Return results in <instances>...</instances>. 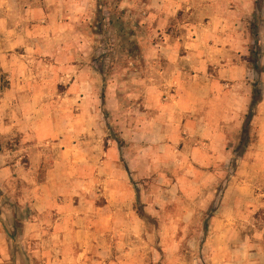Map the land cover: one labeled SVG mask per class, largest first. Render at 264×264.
<instances>
[{"label":"rangeland","instance_id":"1","mask_svg":"<svg viewBox=\"0 0 264 264\" xmlns=\"http://www.w3.org/2000/svg\"><path fill=\"white\" fill-rule=\"evenodd\" d=\"M178 1L181 15L161 34L146 14L159 0H0V264H208L214 257L213 229L205 226L238 175L242 129L224 137L229 161L201 166L196 138L170 132L163 103L171 87L148 84L160 82L171 62L151 57L152 67L144 57L151 45L166 46L168 33L183 38L188 81L230 83L224 69L235 63L252 70L243 76L253 85L251 24L260 25L264 66V10L256 0H168L169 15ZM236 22V52L216 58L214 34ZM65 49L71 72L50 71L67 65ZM258 78L264 90V74ZM52 128L71 130L65 143L86 147L72 153V233L55 234L56 219L42 214L54 165L42 151L64 139L50 136ZM151 129L156 138L147 137Z\"/></svg>","mask_w":264,"mask_h":264},{"label":"crops","instance_id":"2","mask_svg":"<svg viewBox=\"0 0 264 264\" xmlns=\"http://www.w3.org/2000/svg\"><path fill=\"white\" fill-rule=\"evenodd\" d=\"M159 1L161 5L155 6L151 2L147 4L146 14L149 16L153 33L161 31L160 33L164 34L163 27L167 28L171 20L172 23L176 22L181 15L182 3L173 2L172 13L169 15L168 0ZM197 13L198 10H196V15ZM237 23L239 22L233 25L235 29H230L228 33L222 30V33L214 34L213 43L209 46L216 58L219 55L231 56L232 51L236 52L240 38L239 31H237L239 27H235ZM240 24L243 25L241 22ZM190 26H192V31L195 29L194 33L200 32L197 23H191ZM165 34L168 37L166 46H162L159 50L151 45L152 50L150 49L149 56L144 58L150 61L152 67L158 58L167 57L171 62L160 75V82L152 85L148 83L154 87L153 89L158 84L172 89L165 96V103H163L174 122V129L170 130L171 134L175 137L189 134L190 137L196 138L198 161L203 167H208L211 162H215V159L221 161V156L224 158L223 161H229L233 149L230 147V141H226L224 137L229 138L232 130L238 133L243 127L253 90L252 85L245 80L243 75L247 74L248 70L252 77V70L245 71L242 65L234 63L226 69L223 68L232 82L218 84L212 79L205 82V85L193 84L187 80L186 60H184L186 57L178 52L183 38ZM178 34H182V30L178 29ZM65 51L68 57L67 65L59 64L62 65L59 67L52 65L48 68L50 71L54 73L71 72L72 53L70 49H65ZM210 55L213 54L210 53ZM244 55V53L241 54V56ZM151 57L156 60L149 59ZM205 73L208 75V66ZM58 79L59 83H63L64 79ZM12 86L18 88L22 84L14 81ZM148 99V102H154L153 97H148ZM252 125L256 137L249 145L244 157L239 159L238 175L233 177L222 205L216 209L210 221L209 229H213L211 238L216 250L213 251L214 257L207 260L208 264H264V97L256 109ZM70 131L60 132L56 128L49 129L50 136L58 138L62 136L64 139H58L59 143L54 141V144L45 146L42 151L46 157L45 163L54 164L46 174L48 182L40 201L45 207L42 211L44 218L56 219V224L52 226L55 234L72 233V217L78 218L77 215H72V153H79L80 156V153L86 151V147L82 145L72 147V143H65L72 135ZM146 133L149 138L158 136L157 129H151ZM133 135L135 133L130 136V141H136ZM159 135L165 142L172 137V135L169 137V134ZM216 154L219 155L217 158Z\"/></svg>","mask_w":264,"mask_h":264},{"label":"trees","instance_id":"3","mask_svg":"<svg viewBox=\"0 0 264 264\" xmlns=\"http://www.w3.org/2000/svg\"><path fill=\"white\" fill-rule=\"evenodd\" d=\"M255 4H256L257 10L261 13L264 10V0H256ZM251 30H252L253 38H254V41H253L254 47L250 48L249 53H250L251 62L253 65V72L257 76V78L254 84L252 85L253 87L252 100H251L249 112L245 117V121L242 127V134H243V140L241 142L242 147L240 149H237L235 153L236 157L240 159L244 157L249 145L252 143V138H251L252 122L256 115V109L259 106V104L263 101V97H264V90H263L262 82L258 78V76L264 74V66H262L261 64L262 42L260 40V25L259 23H257V20L251 24ZM212 217L210 218L209 222L205 226L206 233L209 229L210 221Z\"/></svg>","mask_w":264,"mask_h":264}]
</instances>
